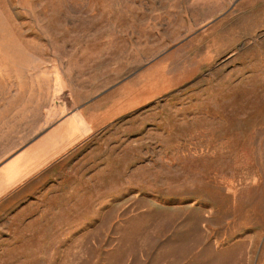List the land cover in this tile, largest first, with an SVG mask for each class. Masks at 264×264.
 <instances>
[{"label":"rangeland","instance_id":"1","mask_svg":"<svg viewBox=\"0 0 264 264\" xmlns=\"http://www.w3.org/2000/svg\"><path fill=\"white\" fill-rule=\"evenodd\" d=\"M0 264H264V0H0Z\"/></svg>","mask_w":264,"mask_h":264}]
</instances>
